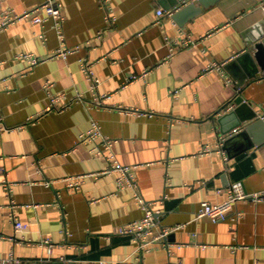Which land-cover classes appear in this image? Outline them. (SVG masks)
I'll use <instances>...</instances> for the list:
<instances>
[{"label":"crops","instance_id":"1","mask_svg":"<svg viewBox=\"0 0 264 264\" xmlns=\"http://www.w3.org/2000/svg\"><path fill=\"white\" fill-rule=\"evenodd\" d=\"M179 1L62 0V46L72 52L62 58L53 56L60 42L51 21L1 26L7 11L45 0H0V259L264 264V201H238L216 223L195 218L235 182L264 191V124L218 122L238 95L248 105L242 116L264 108V73L249 77L239 59L264 38V0ZM166 40L196 45L170 53ZM25 55L43 62L30 66ZM101 95L108 99L94 106ZM92 121L131 168L135 189L120 188L115 170L102 174L109 163L81 140ZM136 193L152 209L153 235L171 229L143 252L118 233L144 216ZM13 218L27 228L16 231ZM47 236L50 253L40 245Z\"/></svg>","mask_w":264,"mask_h":264},{"label":"built area","instance_id":"2","mask_svg":"<svg viewBox=\"0 0 264 264\" xmlns=\"http://www.w3.org/2000/svg\"><path fill=\"white\" fill-rule=\"evenodd\" d=\"M62 0H45L40 6L26 10L21 14H14L10 11L3 14L2 27L8 24H14L24 20H29L34 25H40L43 21H51V26L54 32H56L58 41L60 42L59 49L53 55L56 57L66 58L70 53L69 49L62 46L64 40V33L62 32V25L64 22V15H62ZM261 10L264 11V5L261 6ZM41 13L43 16H41ZM157 16L161 17L165 13L163 10L158 9L156 11ZM169 43L170 53L179 50L181 47L192 48L195 47V42L191 40H183L180 43L176 41L166 40ZM24 59L30 64V66H35L42 63L43 61L37 59L32 55L23 56ZM81 70L84 73L86 79L90 83V87L93 91L98 85V79L95 77L92 70V66L85 60L80 61ZM217 65L209 66L205 71L209 72L214 70ZM137 77L133 76L132 79L135 80ZM80 95L77 96V100H80ZM103 99H108V95L98 96L95 100V105H101ZM55 102L54 100H51ZM50 109V107L48 108ZM255 114L257 118L264 124V108L259 109ZM81 140L89 141L93 144L91 152L94 158H103L109 163L108 170H104L102 174L107 172L117 171L119 177L117 178V185L122 188L135 189V180L133 175H131V168L121 166L117 161L115 155L111 152V146L113 144L112 140L105 137L100 133L97 122L92 121L90 123V128L86 133L82 134ZM77 186V184H73ZM4 188L7 189L6 185ZM135 202L143 209L144 216L138 222H133L125 227L118 229L120 235L130 236L137 242L136 250L138 252L147 251L153 243L162 241L166 238V235L171 231V229L161 230L158 234L153 235V229L156 226L155 219L153 217L152 209L149 204L143 201L139 194H134ZM248 200L250 202H262L264 201V191L247 193L244 191L243 186L239 182H235L230 185L227 190V198L225 201L218 204H211L208 202H202L195 213L196 219H201L202 217L209 218L213 223L225 220L229 213L233 211L234 206L238 201ZM235 219L239 218V213L234 214ZM14 228L16 231H24L27 225L19 222L17 219L13 218ZM40 245L45 247L50 253L53 248L52 240L47 236L44 238ZM0 264H21L20 259L11 257L7 259H0Z\"/></svg>","mask_w":264,"mask_h":264},{"label":"water","instance_id":"3","mask_svg":"<svg viewBox=\"0 0 264 264\" xmlns=\"http://www.w3.org/2000/svg\"><path fill=\"white\" fill-rule=\"evenodd\" d=\"M200 2L203 3V0H200ZM249 45L250 46L248 50L245 52V54L239 57V59L241 60L242 58L243 59L245 58L244 65L247 67L246 69L247 75L250 77L253 74L255 75L258 72V70L264 73V38L261 41H255L254 43ZM241 86L242 83L237 84L235 88L239 89ZM234 102L237 105V107L233 109V111L220 117L218 119L219 123L223 122L225 119L231 118L233 126H240L244 122L257 119V114H255L252 110H251L252 112L251 115L242 116L241 113L244 110H247L248 105L244 102L243 98L240 95L236 96Z\"/></svg>","mask_w":264,"mask_h":264}]
</instances>
